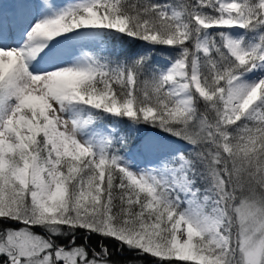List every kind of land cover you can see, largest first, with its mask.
I'll list each match as a JSON object with an SVG mask.
<instances>
[{"label":"rangeland","instance_id":"1","mask_svg":"<svg viewBox=\"0 0 264 264\" xmlns=\"http://www.w3.org/2000/svg\"><path fill=\"white\" fill-rule=\"evenodd\" d=\"M47 1L49 0H29L38 5L36 10L46 14L44 20L49 21L47 24L58 26L56 37L60 35L67 39L71 35L74 37L75 43H67L65 47L81 67V73L76 83L63 96L59 94L58 99L54 96V108L49 110L47 107L30 106L26 99L23 100L20 96L18 89L8 86L0 77V264H109L105 261L106 256L100 258L97 256L95 259L78 247L75 236L78 234L85 236V233L114 238L127 248L139 249L142 253L166 264H264L263 198L252 194L238 200H232L233 198L226 200L225 197L229 196L224 191L215 170L210 174L214 179V186L204 190L197 189L190 180L192 171L188 160L185 156L176 154L177 150L184 154L189 146L171 140L172 137L161 140L159 134L155 133L154 137L150 135L151 139L161 145H166L165 142L176 143L165 146V150L168 151L166 153L172 152L173 157L157 150L152 153L151 157L156 156L155 158L162 161V171L171 174L183 167L176 176L171 175V179L163 178L159 175L158 168L137 163V157L145 155L150 157V153L137 151L139 143L131 150H121L127 134L137 137V132L141 133L137 125L127 127V134H122L121 129L125 131V128H122L116 119L108 127L92 121L91 116L96 114L97 109L102 108L105 101L110 104L106 112L111 116L117 117L122 112L123 117L134 118L130 94L127 95L122 110L114 105V94L108 87H104L98 96H93V91L86 90L80 91L84 97L79 95L81 85L93 77L94 71L90 64L91 49L103 52L108 50L111 47L109 39L117 38L123 32V21L107 12L108 8L103 10L101 0H80L81 2L52 0V3ZM252 1L230 0L233 12L229 15L220 7L218 0H213L215 13L213 18H208L212 27L197 17L191 20L194 26L204 31L201 36L194 39L193 51L206 57L209 54L208 36L210 32H214L227 56L240 67L248 65L246 71L251 60H256V63L262 60L264 10L260 0ZM3 2L0 3V9L6 8L4 5L6 3ZM8 3L10 6L11 1ZM26 4L27 2L23 3ZM165 9V14L174 24L173 45L179 46L188 42L192 37L191 25L185 21L184 12L166 6L163 8V15ZM71 11L77 16L65 22V12ZM6 12L0 10V16ZM257 18L259 22L255 23ZM224 20L229 25L238 27L234 38L237 55H231L227 50L226 39L230 30L224 27ZM87 24H90L87 27L93 32L88 37L91 43L88 45L77 43L76 40L80 37L79 29ZM69 29H72L73 33H70ZM154 51V46L144 45L138 47L136 53L149 58L150 53ZM178 51L182 54L180 49ZM164 60H161L160 69L156 68V82L174 102L178 110V115L173 112L176 115L174 118L179 117V120L182 116L190 118L193 112L191 92L203 96L197 64L191 61L190 68L187 69L182 59ZM171 66L176 67V70L175 78L170 80L167 72ZM239 76L235 75L225 80L224 92L221 97L218 96L222 111L221 120L230 123L239 121L260 123L264 111V84L260 85L259 79L264 81V78L259 77L254 83L258 103L246 112L244 110L246 108L234 109L227 101L229 85ZM123 78L124 76L120 74L114 80L123 83ZM214 79V85H218V78ZM126 84L129 89L134 84L130 73L126 76ZM175 88L183 92V97L182 93L179 96L182 102L184 100L183 103L171 96L169 90ZM25 113L28 116H25ZM141 114L144 119L152 117L151 111ZM199 128L198 123L195 129ZM117 130L119 133L113 138L112 134L117 133ZM114 142H119L120 149L112 148ZM153 144L149 142V146L153 147ZM163 155L164 162L161 157ZM165 157L169 158V161L173 160L175 164L170 163L167 167L164 164L167 161ZM25 169L30 174L27 185L23 184L22 178L17 177L18 173ZM110 171L116 172V177H111ZM106 176L108 183L103 193L100 185ZM113 178H116L115 183ZM182 179L186 180L196 193L195 201L200 202L204 199L210 202L204 205L202 215L216 218L217 215L213 211L218 212L222 222V227L217 232L218 240H212L211 235L196 230L190 239L182 243L181 248L174 246L177 224L181 222L186 206L184 195L176 191L173 184L176 180ZM29 181L33 183L30 184ZM164 182L166 183L162 184ZM36 185L41 189H47L46 195L40 201L35 197ZM109 185H113L115 190H120L121 197L127 196L129 200H134V203L138 198L141 201L139 209L144 213L157 215L161 222L159 224L169 234V239L157 243L146 223L141 228L127 225L126 222L130 219L126 216L122 223L121 210L116 209L120 214L116 219H111L109 215L113 210L108 207ZM102 201H105V204H101ZM225 205L228 206L230 214H227ZM190 224L189 218L183 219L184 230L188 229ZM154 227L158 229L157 224ZM133 229L139 233L133 232ZM69 240L71 243L64 244ZM57 241H63V245Z\"/></svg>","mask_w":264,"mask_h":264},{"label":"trees","instance_id":"2","mask_svg":"<svg viewBox=\"0 0 264 264\" xmlns=\"http://www.w3.org/2000/svg\"><path fill=\"white\" fill-rule=\"evenodd\" d=\"M101 4L103 10L108 8L107 12L123 21L124 29L117 38L109 39L111 47L108 51L100 53L92 50L90 52L93 77L81 85L79 95L84 97L83 92L80 91L86 90L93 91V96H98L104 87H108L114 94H112L115 100L114 105L122 110V105L130 94L134 118L123 117L122 112L117 117L111 116L106 112L110 106L109 102L103 101L102 108L97 109L96 114L92 116L93 121L105 125L116 118L119 125L125 128V131L119 128L122 134H127L126 128L134 123L143 132H157L163 137H172L171 139L188 145L189 149L184 156L192 171L190 180L197 189L204 190L214 186V179L210 177V174L215 170L224 191L229 196L225 197L226 200H231L228 198L238 200L241 197H250L252 194L264 199V111L262 112L263 120L260 123L243 121L230 123L221 120L222 111L218 96L221 97L224 92L225 80L239 74L242 67L227 56L220 39L214 32H210L208 36L209 54L206 57L193 51L194 39L201 36L204 31L194 26L191 20L197 17L204 24L212 27L208 18H213L215 13L213 1L101 0ZM166 6L184 12L185 21L191 25L192 37L188 42L181 43L179 46L173 45L174 24L165 14L166 9L163 15V8ZM74 15V11L65 12V22L77 16ZM255 21L258 23L259 19ZM144 45L155 47V51L150 53L149 58L137 54L138 47H144ZM179 49L182 54H179ZM166 59H182L187 69L190 68L191 61H196L203 96L200 97L196 92H191L193 112L190 118L187 116H182L180 120L179 117L174 118L176 115L173 112L178 115V110L156 82V68L160 69L162 61ZM129 73L134 79L130 89L126 84V76ZM120 74L124 76L123 83L118 82L117 79L114 80ZM214 78H218V85H214ZM147 111L152 112V117L144 119L141 113ZM25 116L28 114L25 113ZM198 123L200 128L195 129ZM127 135L124 137V145L121 143V150L129 149L134 145L133 136ZM118 145L119 142H114L112 148L120 149ZM59 170H61L60 167ZM109 173L111 177H116V172ZM114 179L116 178H113V181ZM107 183L106 176L103 184L100 185L103 193ZM110 186L113 185H109L108 192V207L113 210L109 215L111 219H116L120 214L118 211L121 210L122 223L126 216L130 219L126 222L127 225L141 228L146 223V227L151 229V234L157 243H160V240L169 239V234L160 225L157 215L144 213L139 209L141 201L138 198L134 203V200H129L127 196L121 197V191ZM101 204H105V201ZM225 206L227 214H230L228 206ZM155 224L158 225V229H155ZM133 232L139 233L134 229ZM85 236L84 234L75 236L78 247L95 259L97 256L98 258L106 256L105 261L109 264H166L142 253L139 249H129L114 238L88 233H85ZM63 241H57V243L63 245ZM68 242L70 240L64 244L68 245ZM76 243L73 242V244Z\"/></svg>","mask_w":264,"mask_h":264},{"label":"bare ground","instance_id":"3","mask_svg":"<svg viewBox=\"0 0 264 264\" xmlns=\"http://www.w3.org/2000/svg\"><path fill=\"white\" fill-rule=\"evenodd\" d=\"M229 2L230 0H218L220 7L229 15H232L233 7ZM260 2L264 10V0H260ZM45 15L42 11L27 6L13 12L6 21L0 23V77L3 82H7L8 86L18 89L20 96L23 97V100L26 99L25 101L30 106L32 105L34 108L47 107L49 110V108H54V96L58 99L59 94L63 96L76 83L81 73V67H79L74 57L70 56L71 53L65 47L69 38L71 39L73 36L71 35L68 39L62 35L58 36H62L61 38L56 37L58 26L47 24L49 21L44 20ZM88 25L90 24L79 29V35L80 37L83 35L81 39L89 41L90 44L91 39L88 37L93 32L87 27ZM224 27L230 30V34L226 39L227 50L231 55H237L234 38L238 27L229 25L226 20H224ZM71 30L70 33H73ZM200 41L203 42V39ZM175 68L171 66L167 72L170 80L175 78ZM259 77L264 78V57L258 63L252 65L251 69L245 71L240 78L230 83L227 101L234 109L246 108L244 110L248 112L258 103L254 83ZM169 92L175 100L182 102L179 96L182 93L183 97V92L180 89L175 88L169 90ZM151 142L154 143L155 141L152 140ZM165 143L176 145L175 142ZM144 152L150 153V157L146 155L137 157V163L140 162L145 166L158 168L159 175L165 176L167 172L162 171L163 166L161 167L162 161L160 158L151 157L155 149L149 146L145 148ZM161 157L164 162V155ZM182 170L183 167L181 166L179 170L177 169L170 175L175 176L177 172ZM29 175L28 170L25 169L20 171L17 177L22 178L23 184L27 185ZM32 183L31 181L30 184ZM173 187L184 195L186 206L181 222L177 224L174 246L181 248L182 243L186 239H190L196 230L205 235H211L212 240H218L217 232L222 227L218 212L213 211L217 215L216 218L202 215L206 200L195 201L196 193L186 183V180H176ZM46 193L47 189H41L36 185L35 197L38 201L42 200ZM188 218L191 224L188 229L184 230L183 219Z\"/></svg>","mask_w":264,"mask_h":264}]
</instances>
